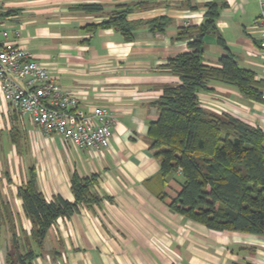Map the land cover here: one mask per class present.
I'll list each match as a JSON object with an SVG mask.
<instances>
[{"label": "crops", "instance_id": "1", "mask_svg": "<svg viewBox=\"0 0 264 264\" xmlns=\"http://www.w3.org/2000/svg\"><path fill=\"white\" fill-rule=\"evenodd\" d=\"M140 1H145L143 8L128 15L139 22L132 40L111 26L87 28L108 20L119 4ZM209 1L225 6L217 33L204 39L205 63L218 67L229 51L240 66L262 79L264 59L256 52L260 34L254 23L257 0H0V39L8 28L61 88L79 98L82 109L104 105L115 115L109 149H80L43 133L0 91V185L19 230L29 234L32 227L17 195L31 167L47 199L61 195L74 201L75 174L96 175L91 190L101 198L81 204L71 217H59L43 246L34 244L37 254L28 264H264V236L213 230L170 208L181 190L182 174L170 175L163 187L157 178L160 162L150 149L149 124L159 117L156 101L165 87L180 82L166 64L191 50L188 40L175 38L178 29L201 25ZM93 3L103 10L81 7ZM161 17L168 24L153 31L149 22ZM209 87L199 92L204 108L264 130V101L247 99L224 82ZM162 190L166 198L158 195ZM10 239L7 226H0V264H7Z\"/></svg>", "mask_w": 264, "mask_h": 264}, {"label": "trees", "instance_id": "2", "mask_svg": "<svg viewBox=\"0 0 264 264\" xmlns=\"http://www.w3.org/2000/svg\"><path fill=\"white\" fill-rule=\"evenodd\" d=\"M144 4L145 1L119 4L108 20L87 28L94 31L111 26L132 40L139 22L130 21L128 15ZM206 6L204 22L179 28L175 37L188 40L191 50L166 64L180 82L164 88L156 101L159 117L149 124L150 149L160 162L157 178L164 187L170 175L182 174L181 190L169 203L172 210L213 230L264 236V130L229 113L208 110L199 100V92L217 81L236 86L247 99L262 102L264 79H257L253 70L240 66L229 51L221 56L220 66L205 63L204 39L217 33V19L225 4L209 1ZM81 7L103 10L96 3ZM168 21L161 17L149 23L153 31H163ZM96 180V175L75 174L71 182L74 201L61 195L47 199L31 167L27 182L17 187L32 224L29 234L19 230L11 203L3 197L0 185V226H7L11 234L7 264L30 263L37 254L34 244L43 246L49 228L59 217H71L81 204L99 203L101 198L91 190ZM158 195L166 198L167 194L162 190Z\"/></svg>", "mask_w": 264, "mask_h": 264}, {"label": "built area", "instance_id": "3", "mask_svg": "<svg viewBox=\"0 0 264 264\" xmlns=\"http://www.w3.org/2000/svg\"><path fill=\"white\" fill-rule=\"evenodd\" d=\"M257 1L260 13L254 23L260 36L256 52L264 59V0ZM260 77L264 79V61ZM0 91L46 135L60 136L80 149L110 148L113 111L104 105L82 109L79 98L61 88L46 66L17 44L8 28L2 30L0 39Z\"/></svg>", "mask_w": 264, "mask_h": 264}, {"label": "rangeland", "instance_id": "4", "mask_svg": "<svg viewBox=\"0 0 264 264\" xmlns=\"http://www.w3.org/2000/svg\"><path fill=\"white\" fill-rule=\"evenodd\" d=\"M257 6H258V5H257ZM257 10H258V12L260 13V9H259V7H258V9H257Z\"/></svg>", "mask_w": 264, "mask_h": 264}]
</instances>
